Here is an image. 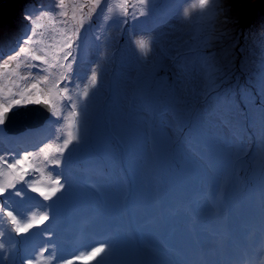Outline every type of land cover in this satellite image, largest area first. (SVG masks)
<instances>
[{
    "label": "rangeland",
    "instance_id": "obj_1",
    "mask_svg": "<svg viewBox=\"0 0 264 264\" xmlns=\"http://www.w3.org/2000/svg\"><path fill=\"white\" fill-rule=\"evenodd\" d=\"M88 3L89 0H64L62 5L60 0H13L0 6V17L5 18L0 19L1 28L9 22L8 11L13 8L18 16H30L33 19L43 12L56 15L57 19H61L58 13L66 12L67 17L64 18L66 23L56 24L55 28L65 29L68 33L78 30L79 39L73 37L75 43L71 51L75 62L72 63L71 72L57 67L50 70L52 75L49 79V85L56 80L61 81L60 87H64L67 81L63 80L61 73L70 75L72 83L69 85V95L89 109L86 118L83 115L80 117L79 142L74 141L65 153L89 150L85 140L92 135L91 129H88L92 123L97 125L96 129L102 135L101 139L110 145L122 146L128 136L136 131V137L141 134L138 128H143V124L147 129L150 122L149 113L154 119L156 115L163 112L162 118L160 116L155 123L151 122L154 131L156 130L154 134L158 135L157 143L171 138L174 143L178 146L182 144L183 147L187 143L197 145L201 149L204 141L211 142L212 139L219 141V136L213 131L221 124L223 117L232 119L234 117V122L237 123H243L244 119L245 122L250 123L246 124V127L253 134H256L260 127L264 129L263 123L255 117V112L252 110L256 111L257 103H261L264 107V84L259 79V74L264 72V0H216L213 6L214 14L211 17H202L198 9L191 8V3H195V0H149L146 6L140 5L138 0H128V16L124 15L122 7L124 0H102L94 13H89L87 8L81 7ZM108 8L112 11L108 12L106 10ZM142 10L145 11V15H140ZM184 11L188 12V16L183 15ZM132 12H135V19L132 18ZM81 21H83L82 27ZM37 23L44 26L39 31L44 29L46 38L49 35L48 27H52L51 17H44L37 20ZM8 26H11L10 32H4L0 38V58H7L14 54L24 37L30 34L32 27L30 20L25 26L15 29H12L11 24ZM39 31L37 29V38H39ZM3 39L7 42L1 43ZM60 39L58 33V46ZM138 41L147 43L146 52L140 50ZM45 43H47L46 39ZM197 56H199V62L196 61ZM71 60L70 57L69 61H61V63H70ZM204 60L214 65V83L209 80L208 70L203 65ZM16 63L13 62V67ZM185 65L193 67L192 74L188 78L181 76ZM93 69L98 77L95 87L90 85ZM35 71L25 67L21 62V67L16 69L17 76L13 78L17 79L23 87L26 82L19 80L18 76L27 75L29 72L35 73ZM250 78L255 79V83L251 86L258 97L254 94L252 97L254 103L245 104L249 109L242 111L236 109L235 105V108H227L225 111L215 110L217 106H232V102L237 100L244 102L245 93L251 90L245 87ZM237 80L243 82L239 89V84L236 85L239 83ZM230 82L233 83L227 87ZM0 83H9L7 73L0 79ZM41 87L47 88L46 85ZM85 87L89 88V95L87 99L81 100ZM233 89L236 90L235 93ZM67 103L65 101L64 104ZM27 107H17L12 112ZM258 107L260 111L256 112V115L262 117L264 112L260 105ZM68 111L67 108L66 115ZM244 112H246L245 115ZM105 117L107 122L112 121L110 125L104 121ZM249 117L254 122L251 119L248 120ZM68 123L70 120L65 121L58 129V135L61 134L63 139L70 130ZM2 126H0V134ZM209 127L212 132L207 130ZM225 128H229V125L225 124ZM30 135L34 138L42 137L39 132L26 133L22 137H30ZM261 137L264 139L263 131H261ZM221 139L225 140L222 136ZM37 144L33 143L34 146ZM49 144L53 146L52 151L55 154L56 148L61 146L62 142L60 144L59 141L51 140ZM244 145L248 146V154L240 158L246 157L249 160L248 163H256L257 168L264 158V147L258 144L260 150L258 155L252 153L250 144ZM90 152L92 150L88 153ZM217 155L219 157L220 154ZM37 156L41 160L43 153L39 151ZM147 158L150 161L151 174L150 170H146L139 179L124 176L128 184V191L125 193L122 191L121 177L112 166V162L110 164L108 161L107 165L98 164L100 171L105 173L109 184L112 185L109 188V195L114 202H120L121 198L131 190L142 188L143 191H148L154 187V182L151 181L153 157L147 155L145 159L140 160L139 164L145 165ZM205 160L206 155L203 153L201 163ZM120 163L124 173L129 172L135 164L127 157ZM45 165L47 164H42V167L44 168ZM60 171L61 167L58 168L57 173ZM85 171L84 176L88 174L89 168L87 167ZM234 173L240 177L239 171L232 170V174L228 172L225 174L231 179ZM43 174L48 175L49 179L48 172L44 171ZM148 174H150L149 177H147ZM253 174L256 182L264 186V177L254 171ZM9 176L12 177L10 180ZM13 179L14 174L0 177V180L4 182ZM235 187L236 182H233L232 192ZM224 189L229 190L227 186H224ZM63 191L82 193L77 196L76 207L72 210L77 209L78 206L88 207L87 200L92 197V189L83 182L82 175L77 181L64 186ZM138 199L136 196V200ZM23 202H27V199L24 198ZM102 223L119 227L121 224L124 225L121 209L114 216L110 205L105 201ZM130 227L135 228V224L131 223ZM121 231L123 232L124 229ZM113 238L117 239L116 236ZM70 241L71 236H68L64 242L68 245ZM133 247L137 250L135 254H139L141 247L136 244ZM68 255V251L55 254V258L51 257L49 261L52 264H60L61 261L68 259ZM76 264L80 262L77 261Z\"/></svg>",
    "mask_w": 264,
    "mask_h": 264
},
{
    "label": "clouds",
    "instance_id": "obj_2",
    "mask_svg": "<svg viewBox=\"0 0 264 264\" xmlns=\"http://www.w3.org/2000/svg\"><path fill=\"white\" fill-rule=\"evenodd\" d=\"M22 109H26V108H21L19 110ZM63 109H65V107L62 108V110ZM15 112L17 111L11 113H15ZM55 119H57V117L53 116L50 111L49 118L45 121V123L41 127L36 129H28L26 131H22L17 134L7 133L3 125L1 128L2 133L0 134L1 135L0 137L1 138L5 137V139H15L18 137L19 139L26 141L27 139L32 140L34 138L32 135H30V137H22V135L26 133L32 134L33 132H39V134H43L46 133L48 129L55 130L58 132V129H60L61 127L52 124L53 120ZM249 119L251 118H248V120ZM149 120L150 122H148L147 129H145L144 124H143L144 129L143 128H138V129L144 132L152 131L149 128L150 125H152L151 122L155 123V121H157L158 119H156V117H154V119L151 118L149 113ZM251 120L254 122L253 119ZM64 122L65 120L62 122V124ZM192 123H193V119H192ZM225 124L229 125V128H225ZM246 124H250V123H247L244 120L243 123H237L234 122V118L232 119V118L223 117L221 124L217 127V129L213 131L216 132V135L220 137V138L218 137L219 141H216L215 139H212L211 142L204 141V144L201 149L198 148L197 145L187 144L186 148L193 150H201V151L205 150V155H206V160L205 162H203L202 165L201 163L202 156L200 154H192L191 160L196 164V168L194 167L188 168L187 166L189 172H185V171H183V173L181 171L172 172L171 170H168L165 166L159 167L156 176L157 178L153 183L154 187L152 188V194L150 197H145V198L146 199L153 198L156 201V203L162 204L161 203L162 197L167 193H173L175 196L174 200L163 201L164 202L163 205L167 209L170 208L174 214L170 212V216H166V215H161L160 213H154L153 215L157 217L160 223L163 224V227H158L156 233L154 234H151V226H152L151 212L147 209V207L141 209V205L136 204V196H134L132 192H129L126 196L122 197L120 202L118 201L114 202L109 195V188H111L112 185L109 184V181L107 180V177L105 175L101 176V172L98 169H95V165L97 166L98 164L101 163L107 165V162L109 161L110 164L112 162V166L116 168V171L120 177L122 178L124 176L127 177L128 176L127 174L131 173L130 175L133 178H137V179H139L144 173H146V170H150L149 158L145 160V165H142V163L139 164L140 160L137 159V156L139 154L138 152H134L135 164L134 167H132L129 172L124 173V169L120 163V161H122V159H124L127 156L126 155L127 143L128 145L130 143H133L134 146L137 145V142L140 138L139 136L136 137L137 131L134 134L128 136L126 142L122 146H115V145H110L108 144L107 141L101 139L102 135L97 131L96 129L97 125L95 123H93V125L90 124L88 129H91L92 135L85 140V142L87 141L88 143L89 150L87 152L80 151L78 153L72 151L69 154L65 153L64 156H68L70 154H74L78 158L81 157L80 156L81 154L82 156L84 155L90 156V158H88L87 160L77 163L76 166L82 167L83 163L87 162L89 159H90L89 162L95 163L93 164L94 166L92 169L94 170V172L91 173V177L97 179V183H96L97 185L102 180L103 182L102 189L105 192L106 202L110 205L111 210L118 207L122 208L125 205H130L132 208H135L136 206L138 208L137 212L135 213L140 214V223H136L135 228H132L130 227V224L133 223V218L125 217L124 225H123L124 231L119 232V238L121 240H124L125 242L130 243L129 244L130 248H133L135 244L141 245L143 246L145 253L151 254L153 259L155 260H160V259L166 260L167 261L166 264H199L205 258L199 250H196L193 243L190 241L189 236L191 233H195V228L193 226L192 221H194L197 218V213L195 210H199L204 207L203 196H208L211 192L215 191L217 192V196H215L214 199L220 197L224 199V186L228 187L230 184L232 185L233 182H236V187L233 191L234 193L225 201V204L226 203L229 204L228 209H230L231 216L236 215V211L233 210L236 208L241 209L244 206L247 208L248 205L255 206L254 204H257V202L260 203V207L264 206V186L259 185L255 180H252L253 178L250 175L251 169L249 165L244 164V159L240 158V156L242 155H240V151H239L241 145L250 144L251 147L249 148L252 149V152H254V154L259 155L260 150L258 148L259 147L258 144H261V140H262L261 130L258 129L256 134H253L246 127ZM207 130L212 132V129L210 127ZM236 134H238V136ZM221 136L226 140L225 143H231L234 145V147H228L225 143H220V141L222 140ZM4 141L0 142V155H6L9 160H11L12 157L14 156H22L20 153V148L17 144H8L7 142ZM166 144L168 148H171L173 146V143L171 141L166 142ZM95 147L97 148L95 149ZM40 149L35 152L36 156L37 153L40 151ZM90 150H92V152L88 153ZM212 152L213 154L211 155ZM168 154L172 156L174 155V152ZM187 154L189 155L190 151H188ZM217 154H220L219 157ZM98 158H100L101 160L98 161ZM145 158L146 155L141 160ZM155 162L156 159L153 157V163L151 166L152 172L156 166ZM33 163L39 165L40 171L38 173H35V175H32L31 180L36 179L37 181H39L43 175V172L44 171L48 172L47 170L48 166L45 165L43 168L42 164L44 165L45 162L43 158H41L40 160L38 156L36 161ZM70 167H73V165L70 164ZM232 170L239 171L240 177H237V175L234 173V175L231 176L232 178L229 179L227 177V174L225 173L228 172L232 174ZM257 171L260 176L264 177V167H262L261 164L257 167ZM49 174L51 175V178L53 180L57 179V177H54L52 173ZM150 174H151V170H150ZM150 174H148L147 177H149ZM87 177H89V173L86 175V178ZM42 180H44L43 181L44 186L48 187L51 185V180L48 179L47 177H44ZM0 181L4 182L3 180ZM214 182H216L217 184L216 187L212 186ZM120 183L123 188L124 185L123 182L121 181ZM88 184L92 185L90 183ZM138 189L141 192H144L142 188H138ZM122 191L124 193L126 192L123 189ZM36 196H38V194L36 193L33 194L25 193L24 198L27 199L28 202L29 200L36 198ZM23 199L19 198V200H21L22 202ZM15 202L17 205L18 201ZM234 205L236 206V208H233ZM209 209L210 207L208 208V210ZM218 217L219 215H217L215 212H209L207 216H205V220L208 226L214 227L216 229L217 228L222 229L223 227L218 226L219 224H217ZM247 219L251 221L252 230L254 232L259 228L263 227L264 219L262 217L257 216L256 214H252L248 216ZM1 223L4 225V230L0 234L3 236V234L7 231L8 223L6 222V218L5 221H2ZM232 223H234V219H232ZM2 224L0 225V228ZM140 227H143L142 230L146 232L145 235L141 234L138 231ZM131 230H135V231L131 233ZM137 239L143 240V244L139 243ZM227 240L232 243H235L237 237H235V235L229 234L226 238V241ZM9 248L12 249V246H10ZM206 254L208 255V253ZM11 264H27V262L24 258L20 257V254L18 252H16L12 256Z\"/></svg>",
    "mask_w": 264,
    "mask_h": 264
},
{
    "label": "snow or ice",
    "instance_id": "obj_3",
    "mask_svg": "<svg viewBox=\"0 0 264 264\" xmlns=\"http://www.w3.org/2000/svg\"><path fill=\"white\" fill-rule=\"evenodd\" d=\"M102 0H89L87 5H82V8H87L89 13H94L95 8L99 7ZM216 0H195V3H191L192 9H198L202 17H211L213 13V6ZM61 5L64 0H60ZM140 5L146 6L149 0H138ZM75 7V6H73ZM124 10V15L128 16V0H124L122 5ZM134 7V6H133ZM111 12L112 9H106ZM59 17L57 19L56 15L50 14L48 12H43L35 19L30 16H26L31 22L30 34L25 36L21 45L18 49L7 56V58H0V79H2L5 73L8 74V84L0 83V126L4 125L8 119L9 113L17 107H27L29 105H43L46 109L50 110L53 116L57 119H64L68 123L69 131L67 132L66 138L63 139L62 145L57 147L55 154L52 152V145L49 144L44 148L40 149L43 153V160L47 165L59 167L62 162V158L65 151L69 148V145L73 142H79L80 131H81V119L83 115L86 118L87 106L82 105L80 102L73 100L72 96L69 95V85L72 83V78L70 75L61 73L64 81L67 83L64 87H60L61 81L53 80L51 85H49V79L52 75L51 69H56L57 67L66 69L67 72H71L72 63L75 62V57L72 55L71 49L75 37L79 39L78 30L68 33L65 29H56V24L66 23L67 13L59 12ZM132 18L135 19V12L131 13ZM140 15H145V11L142 10ZM184 16H188V12H183ZM51 17L52 27L49 28V35L45 38L43 31L39 33V38H37V29H41L44 26L37 23V20L43 19L44 17ZM74 18V17H73ZM127 22L126 20L124 21ZM83 26V21H81V27ZM59 33L61 39L59 41V46L57 43V34ZM45 39L47 43H45ZM138 46L142 52H146L148 49L147 43L144 41H138ZM78 47V45H77ZM70 63H61V61H69ZM19 61V62H18ZM196 61L199 62V56H197ZM13 62H17L15 67H13ZM21 62L25 67L29 69H35V73L29 72L27 75H19L18 79L25 81L26 83L23 87L17 82V79L13 77L17 76L16 69L21 67ZM203 65L208 70L209 80L214 83L215 68L214 65L208 61L204 60ZM193 71V67L185 65L181 76L182 78H188ZM47 73V74H44ZM259 79L262 84H264V72L259 74ZM97 73L93 69L90 76V85L95 87L97 84ZM41 85H46L47 88H42ZM15 89V90H14ZM55 90V94H53ZM89 95V88L85 87L81 94V100L87 99ZM58 98V100H57ZM68 103L65 105L64 102ZM59 102V107H58ZM67 107L69 109L67 115L62 117V108ZM262 119H264V113H262ZM261 146L264 147V139L261 140ZM247 145H241L239 151L241 155H247ZM34 154L24 153L22 156H14L11 160L7 158L6 155H0V177L5 175L14 174V179L7 183H0V222L5 221L11 226V231L16 233L18 236H27L31 229L44 225L46 221L49 220L47 213L39 215L25 216L17 208L13 207L10 200L11 196L20 197L21 199L25 196V191H31L32 193L38 194L44 201H49L53 197H56L58 192H61L63 185L60 179H55L51 181V185L48 187H37L38 181L36 179L29 180L28 177L40 171L39 165L33 163ZM17 183L25 185V188H18ZM50 238L49 233H43ZM54 247V246H53ZM3 248V245H0ZM44 251H48V247L45 246ZM106 252V246L97 245L93 248L87 250L83 255H76L74 258L68 259L66 261H61L60 264H76L77 261L80 264H90V262L96 260L97 264L100 261L97 260L101 257V254ZM264 255V253H262ZM53 258H55V252L52 253ZM2 259V257H0ZM27 264H34V258L29 259Z\"/></svg>",
    "mask_w": 264,
    "mask_h": 264
},
{
    "label": "bare ground",
    "instance_id": "obj_4",
    "mask_svg": "<svg viewBox=\"0 0 264 264\" xmlns=\"http://www.w3.org/2000/svg\"><path fill=\"white\" fill-rule=\"evenodd\" d=\"M4 32H10V30L7 28L1 29L0 30V38ZM5 42H6L5 39L1 40V43H5ZM88 111H89V109H87V113H88ZM47 176L48 175L43 174L42 177L40 178V180L38 181V183L36 184V186L37 187H46V186H44V184H43L44 180H42V179L44 177H47ZM11 178L12 177L9 176V180ZM49 179L51 181L53 180L51 178V175H49ZM121 179H122V182L124 184V180L122 177H121ZM85 181L94 185V186L97 183V179L94 177H91V173H89V177H87L85 179ZM0 183H7V182L0 181ZM122 189L124 191H127V184H124ZM100 191H101V188H99L98 193ZM98 193L93 195L92 199L88 200V203H90V205H88V208L86 210H84L82 207H80V208L78 207L72 215V219H73L72 224H74L73 227L76 229L75 236L79 237V239H82L84 241L85 240L89 241L88 242L89 245H87L86 247L76 249L78 254H80V255L85 254L87 252V250H89V249H91L97 245L106 246V249L110 246V244H102L101 243V242H105L107 240V238H108L107 232H109L111 230V228L108 227L107 225H101L103 204H104V201L106 200V197H105L104 191H102L101 194H98ZM23 209H24V211H26L25 207ZM29 213H30L29 216L37 214L36 211H30ZM123 216L124 217L127 216V211L123 212ZM130 216L134 219L135 223H140V214L135 213L134 215L130 214ZM151 222H152L151 234L156 233L158 227H163V224L159 222V220L157 219V217H155L153 215V213H151ZM57 229H59V227H57ZM93 229L97 233L96 236L92 235ZM99 238H100V240H99ZM137 241L139 243L143 244V240L137 239ZM43 245L45 248L46 239H44ZM16 247L21 249V250H24V247H20L18 245H12L11 251H13ZM133 252L136 253L137 250H134ZM122 253H123V250L119 249L118 250L119 258H122ZM43 255H44V252L41 254H38L36 260L34 261V264H44L43 263ZM24 257L29 258L30 255H27ZM125 258H128V254L125 256Z\"/></svg>",
    "mask_w": 264,
    "mask_h": 264
},
{
    "label": "water",
    "instance_id": "obj_5",
    "mask_svg": "<svg viewBox=\"0 0 264 264\" xmlns=\"http://www.w3.org/2000/svg\"><path fill=\"white\" fill-rule=\"evenodd\" d=\"M13 0H0V6L12 2ZM50 110L43 105L29 106L26 109L15 113H9L4 128L9 134H17L28 129L41 127L49 118Z\"/></svg>",
    "mask_w": 264,
    "mask_h": 264
},
{
    "label": "trees",
    "instance_id": "obj_6",
    "mask_svg": "<svg viewBox=\"0 0 264 264\" xmlns=\"http://www.w3.org/2000/svg\"><path fill=\"white\" fill-rule=\"evenodd\" d=\"M43 1V0H42ZM31 4V3H30ZM34 5V4H33ZM14 9L12 8V9H10L9 11H8V19H9V22L7 23L6 22V25H5V27H3V28H1L0 27V30L1 29H5V28H7V29H9L11 26H8V24H11L12 25V29H15V28H18L19 26H25L27 23H28V21H29V19H26L25 18V16H18L17 15V13H15L14 11H13ZM0 19H5V18H2V17H0ZM10 21H12V22H10ZM49 28L50 27H48V32H49ZM44 30V29H43ZM43 30H41V31H43ZM38 31H39V29H38ZM41 31H39V33L41 32ZM6 42H7V40H5ZM239 83H236V85L237 84H239L238 85V89L240 88V86L243 84V82H240V80H237ZM233 82H230V85L229 84H227V87L228 86H231V84H232ZM253 83H255V79L254 78H250V81H247V83H246V85H245V87H248L249 89H251L250 91H247L245 94H246V99L244 100V102L242 101V100H237L236 102H232V106L230 105V106H228V107H220V106H218L215 110H220V111H225V109H227V108H231V107H234L235 108V105H236V109H240V110H242V111H244V110H246V109H249L248 107H246V105H247V103L250 105V104H252V103H254L253 102V100H252V97L254 96V94H255V90H254V88L251 86V84H253ZM232 91H234V93L236 92V90H232ZM238 94H239V92H238ZM255 95H257V94H255ZM257 97H258V95H257ZM231 100H233V101H235V99L234 98H231ZM246 104V105H245ZM261 106V110L264 112V107L261 105V103H257L256 104V111L254 110V109H252L254 112H255V117H258L260 120H261V122L263 123V125L262 126H264V120L262 119V117L261 116H258V115H256V112H258V111H260V107H258V106ZM246 114V112H244V115ZM254 114V113H253ZM234 118V117H233ZM244 118H247V117H244ZM250 118V117H249ZM239 119V118H238ZM244 120V119H243ZM261 131H263L264 132V129H262L261 127L259 128ZM228 147H234V145L233 144H231V143H225ZM213 154V152L211 153V155ZM264 165V158H263V160H262V163H261V166H263Z\"/></svg>",
    "mask_w": 264,
    "mask_h": 264
}]
</instances>
